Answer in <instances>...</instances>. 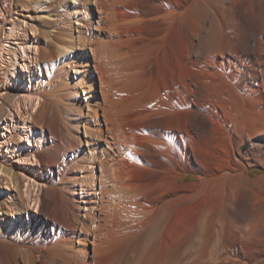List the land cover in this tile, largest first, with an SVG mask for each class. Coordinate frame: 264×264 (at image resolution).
I'll return each mask as SVG.
<instances>
[{
  "label": "bare ground",
  "instance_id": "obj_1",
  "mask_svg": "<svg viewBox=\"0 0 264 264\" xmlns=\"http://www.w3.org/2000/svg\"><path fill=\"white\" fill-rule=\"evenodd\" d=\"M58 1L0 0L10 15L22 8L37 26L45 19L48 86L41 79L22 97L33 114L23 122L36 143L28 154L45 188L35 191L34 177L0 159V264H264V0H70L79 36L108 33L90 47L108 76L98 77L101 101L86 38L80 47L62 34ZM131 38L130 49L146 50L158 110L127 113L130 102L112 86L129 73L119 46ZM63 66L74 72L70 88L56 83ZM8 67H0V127L26 88ZM255 168L262 172L252 176Z\"/></svg>",
  "mask_w": 264,
  "mask_h": 264
},
{
  "label": "rangeland",
  "instance_id": "obj_2",
  "mask_svg": "<svg viewBox=\"0 0 264 264\" xmlns=\"http://www.w3.org/2000/svg\"><path fill=\"white\" fill-rule=\"evenodd\" d=\"M92 2H93V0H92ZM6 4H7V2H6ZM120 6L121 5H119V7ZM70 7H71V1L70 0H59L56 3V11L59 14H61L60 16L62 17V19L60 20V25H62V26H60V29L61 30L62 29L65 30V31L64 30H62V31L60 30V31L62 32V34H65V33L71 34L73 36V39H75L74 42H76V43L79 42V41L81 42V39H83V38L85 39L86 38L85 39V44H83V46H82V42L81 43L79 42L77 46H80V47L82 46L83 49H84V53L86 54L84 56V59L88 61V62L86 61V64L89 66L90 71H91L90 78L94 79V81L96 82V91L95 92H96V95L98 94L97 95L98 96V100L101 101L102 97H101V94L99 92L100 80H99L98 77H99V75H101L103 78L104 77L108 78V76H107L106 72H103L104 70L102 68L101 57L100 56H96L95 57L94 55H92L90 47L94 46L95 42H91V41H94L96 39L95 36L97 34L99 35V37H102L103 40L104 39L108 40L109 39L108 33L105 32V30L104 31L102 30V31L99 32V31H95L94 29H92V32L91 31L88 32V34H87L88 36L84 35V34H82V36H79L77 34V32L75 31V25L73 24V19L69 17L70 14H71L69 12L70 11ZM88 7L91 9L90 17L92 18V21L94 23H96V20H98V18H99V13H98V11L96 9V6L93 3L92 5L90 4ZM0 8H2V9H0V15H4L6 13V10H7V13H6V16H5V18H6V20H5V28L6 29H5V32H4L5 33V38H4V41H3V46H4L3 47V49H4L3 51L4 52H2V57L3 58H2V62H1L2 64L0 63V67L2 68V67H5V66L6 67L9 66L8 68L10 70H15L16 71L17 76H16V78H14L16 83L18 81H20V82L26 84V88L23 89V91L21 90L22 92L20 91L18 93V91H17V94L15 95V97L18 99V101L12 107L10 106L8 108V115L5 117V119L3 120V124L0 127V159H1V161L4 164L10 165V166L11 165L14 166V169L16 168L15 171L18 174L22 175L23 177L25 176V178H27V179L29 178L30 180L36 179L35 182L37 181L36 182L37 186L35 187V191L37 189L41 191L43 188H45V185L43 183H41L39 180H37V177L39 175V171H38V169H36V168H39L37 159L33 155L28 154V153H30V148L35 147L36 143L32 140L31 137H29L30 136L29 133L26 134V132H27L26 130L27 129L23 128V122L24 123L28 122V123L32 124L33 114L31 113V110L29 111L30 106H28V104H26V106H25V104L23 103L24 101L22 100V97L25 94L29 93L30 91L33 92L32 90H35L37 88V85H38V83H39V81L41 79H42L41 80L42 83L45 84L44 86L46 88H48V86L46 85V75H45V71H44V65L46 63V60H45L43 54H41V53L39 54V52H40L39 50H41L39 48L42 47L41 44L44 43V39H43V36H42L41 32L43 30L45 31V29L43 27V24H41V23H43V21L45 19L40 20L39 21L40 26H37L36 23H35L36 21H34L33 18L25 17V15H27L26 13H28L27 9L24 10V9L21 8V10H20V8H19L17 11L15 10L16 12L13 11L11 13V15H10L9 14V5H8V7H6L5 5L0 4ZM68 13H70V14H68ZM10 18H12V19H10ZM17 21L21 22L20 23L21 26L19 25L17 27V25L15 24V22H17ZM10 24H12V25H10ZM13 27H16L15 29H13L14 30V32H13L14 34L9 36L8 35V31L11 28H13ZM36 27H38V29ZM17 28H18V30H17ZM27 28H28V31H26ZM93 34H95V35H93ZM20 41H21V43H20ZM136 42H137L136 39L133 38L132 40H129V44H126L128 42H125L124 45L123 44H121L120 46L118 45L119 49H121L120 53L123 54L122 56H127L126 58H128V60H130L129 62H130L131 65L126 70V72H129L128 75H126V72H124V74L122 76L123 78H125L124 75H126V78H127V79L126 78L124 79V83L122 84V80H121L120 82L119 81H115L112 84V86L116 88L115 92L117 93L116 95L118 96V98H122V96L123 97L125 96V101L128 99L126 102L127 103L130 102L127 113H129L131 111H138L139 109L141 111V109L144 110L146 108H153L155 110H158L163 105V99H161V97H160L161 95L158 93L157 90H154L155 88L153 89L151 87L152 81H151V78L149 77V72H148L149 63H147V62H149V59H148L146 50L143 49V48H140V47L135 49V50H133V49H130V47H129V45H131L132 43L135 44ZM125 44H126V46H125ZM9 47H11V48H9ZM22 49H24L25 53L22 52ZM138 49H139V51H138ZM10 50L14 51V55L13 56H11V51ZM123 51H124V53H123ZM128 51H130V53ZM133 51L135 53H133ZM141 51L144 54H142ZM127 52H128V55H126ZM22 53H23V55H22ZM141 55L142 56L145 55V57H142ZM137 56L138 57L141 56V57L138 58ZM10 58H12V59H10ZM12 60H13V62H12ZM131 60H132V62H131ZM144 61H145L146 65L144 64ZM25 62L29 63V65L32 68L28 67ZM143 64L146 66L145 68H144ZM11 65H13V66H11ZM139 67L143 68V69L140 70ZM99 69L102 70L101 73H100ZM132 70H134V71H132ZM130 71H132V73H130ZM62 73L63 74H60L56 78V83H58V84L63 83V84H66L65 87H67V86L69 87V86L72 85V83L74 81H76L75 78H74V72L71 70V68H69L67 66L66 67L63 66ZM144 75H146L147 78ZM135 78H138V79H135ZM131 79H134V81L133 80L131 81ZM128 80H129V82H128ZM137 81H139V82H137ZM132 83H134V85ZM136 83L139 86H137ZM127 87H128V89L129 88L130 89L128 90ZM90 88H91V86H90ZM125 88L127 90H125ZM80 89H81V87L78 88V90H80ZM122 89H124L125 91H123ZM64 91H65V89H64ZM0 92H1L0 94L3 93L2 91H0ZM80 93H81V95H80V98H81L83 96L82 89L80 90ZM0 103H1V95H0ZM84 110H85V108H84ZM99 113H101V109L99 110ZM131 113H133V112H131ZM35 130H36V127L34 126L33 127V131H35ZM261 172H262V170L258 169V168L250 170V174L252 176H257ZM5 175H6L5 172L0 170V177L3 178V177H5ZM33 177H34V179H33ZM194 179H195V175L189 174V175H186V176L180 178V181H182V182L185 181V180L192 181ZM39 182H40V185H39ZM9 183H7V184H9ZM9 185L7 186L6 183L4 182L2 184V186H3L2 189L4 191H8L11 188H13V187H11V185H12L11 183ZM27 188L24 189V190L27 191ZM30 188L32 189V191L34 190V187L33 188L30 187ZM39 188H41V189H39ZM31 202L32 201L28 202L26 206L29 208V210L31 212V215H34V214H36L35 211H37V210H35L34 203L33 202L31 203Z\"/></svg>",
  "mask_w": 264,
  "mask_h": 264
}]
</instances>
